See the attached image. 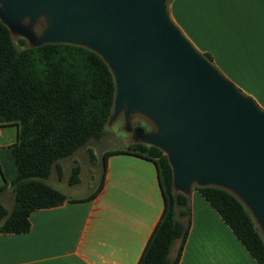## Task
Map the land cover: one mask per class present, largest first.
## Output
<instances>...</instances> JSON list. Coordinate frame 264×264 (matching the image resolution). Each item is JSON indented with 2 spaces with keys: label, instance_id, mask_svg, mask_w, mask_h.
<instances>
[{
  "label": "water",
  "instance_id": "obj_1",
  "mask_svg": "<svg viewBox=\"0 0 264 264\" xmlns=\"http://www.w3.org/2000/svg\"><path fill=\"white\" fill-rule=\"evenodd\" d=\"M170 1L0 0V20L32 48L100 55L116 85L109 124L123 117L135 142L165 153L176 192L217 187L236 196L264 238V110L185 36ZM137 117L152 130L134 127Z\"/></svg>",
  "mask_w": 264,
  "mask_h": 264
},
{
  "label": "crops",
  "instance_id": "obj_2",
  "mask_svg": "<svg viewBox=\"0 0 264 264\" xmlns=\"http://www.w3.org/2000/svg\"><path fill=\"white\" fill-rule=\"evenodd\" d=\"M169 11L196 47L264 110V0H171ZM17 140L16 126L0 127L1 160ZM102 183L93 200L33 212L28 233H0V264H138L165 208L157 167L135 155H112ZM11 189L0 193L10 213ZM62 192L75 199L94 193ZM189 196L191 230L179 264H259L199 192ZM180 246L178 240L172 260Z\"/></svg>",
  "mask_w": 264,
  "mask_h": 264
},
{
  "label": "trees",
  "instance_id": "obj_3",
  "mask_svg": "<svg viewBox=\"0 0 264 264\" xmlns=\"http://www.w3.org/2000/svg\"><path fill=\"white\" fill-rule=\"evenodd\" d=\"M43 27L37 25L36 32ZM204 55L214 63L209 53ZM115 78L97 53L81 46L48 44L29 46L0 20V127L16 126L17 143L7 150L5 164L0 159L4 185L11 187L15 208L10 213L0 204V233L24 234L31 229L30 216L42 209L59 207L67 202L95 199L102 186L85 199H75L50 186L46 180L57 168L63 176L60 160L77 154L92 140L106 133L115 100ZM116 154L135 155L152 161L158 170L165 208L138 264H179L191 230L190 196L173 187V171L165 153L143 143L108 151L107 160ZM10 162V164H9ZM105 173L103 176V182ZM80 182V167L73 169L70 184ZM222 217L240 242L259 264H264V238L243 203L230 192L217 187H197ZM181 246L174 260V244Z\"/></svg>",
  "mask_w": 264,
  "mask_h": 264
},
{
  "label": "rangeland",
  "instance_id": "obj_4",
  "mask_svg": "<svg viewBox=\"0 0 264 264\" xmlns=\"http://www.w3.org/2000/svg\"><path fill=\"white\" fill-rule=\"evenodd\" d=\"M14 39L18 44V37H14ZM193 45L196 47L194 43ZM196 48L202 52L198 47ZM214 64L218 67L216 62H214ZM231 81L234 83L233 80ZM143 121L145 120L137 117L134 119L133 124H142ZM132 143H135L133 134L125 129L123 117H119L111 124H108L103 138L100 140L90 141L86 147L81 149L74 156L60 160L59 164L62 167L63 176L60 177L57 168H54L51 176L46 180V183L58 190L60 189L64 192H67L68 194L76 196H85L93 193L99 189L105 173L103 162L104 154L112 150L125 149ZM2 160L5 162V164H8L6 158L2 157ZM76 166L80 167V184L71 187L70 178L72 176L73 169ZM12 193L13 189H11L7 195L8 199L12 197Z\"/></svg>",
  "mask_w": 264,
  "mask_h": 264
},
{
  "label": "flooded vegetation",
  "instance_id": "obj_5",
  "mask_svg": "<svg viewBox=\"0 0 264 264\" xmlns=\"http://www.w3.org/2000/svg\"><path fill=\"white\" fill-rule=\"evenodd\" d=\"M133 126H134V127L142 126V127H144L147 131L152 130V126H151L150 124H148V122H146V121H143L142 124H138V125H134V124H133Z\"/></svg>",
  "mask_w": 264,
  "mask_h": 264
}]
</instances>
